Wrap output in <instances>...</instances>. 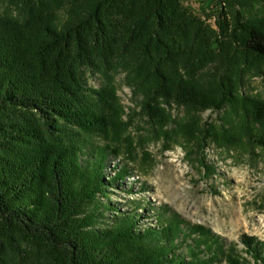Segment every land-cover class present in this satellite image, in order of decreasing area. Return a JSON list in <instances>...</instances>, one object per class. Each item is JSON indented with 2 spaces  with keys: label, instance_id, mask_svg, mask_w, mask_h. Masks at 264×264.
Here are the masks:
<instances>
[{
  "label": "trees",
  "instance_id": "1",
  "mask_svg": "<svg viewBox=\"0 0 264 264\" xmlns=\"http://www.w3.org/2000/svg\"><path fill=\"white\" fill-rule=\"evenodd\" d=\"M0 3V264H246L222 236L163 209L139 227L136 209L102 198L129 176L109 165L121 147L84 142L119 137L134 114L168 134L177 106L200 150L264 148V98L245 91L264 76V0H203L204 15L184 0ZM87 72L107 83L94 88ZM119 72L137 99L129 121ZM241 241L264 264V244Z\"/></svg>",
  "mask_w": 264,
  "mask_h": 264
},
{
  "label": "rangeland",
  "instance_id": "2",
  "mask_svg": "<svg viewBox=\"0 0 264 264\" xmlns=\"http://www.w3.org/2000/svg\"><path fill=\"white\" fill-rule=\"evenodd\" d=\"M184 2L201 15L207 11L203 0ZM5 7L0 3V10ZM86 75L88 84L96 89L107 83L99 73ZM114 82L125 111L122 119L129 121L127 112L134 114L137 99L124 72L116 74ZM245 91L264 98V76L249 78ZM170 113L173 120L166 127L168 134L157 132L134 114L119 137L111 129L108 134L86 136L84 143L93 147H121L119 154L109 158L112 170L129 165V176L110 187L108 198H102L121 206L122 211L136 209L141 214V228L155 225L156 212L162 209L180 215L185 222L203 225L222 236L227 246L243 255L246 264H254L241 239L248 235L264 244V148L246 142L233 146L209 141L200 150L198 141L181 129L187 110L174 106ZM201 116L213 122L220 119L211 110ZM217 264L231 263L225 258Z\"/></svg>",
  "mask_w": 264,
  "mask_h": 264
}]
</instances>
